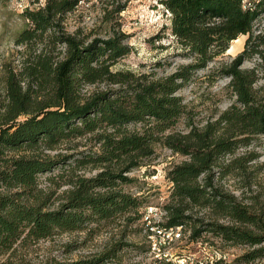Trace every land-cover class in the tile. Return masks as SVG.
Masks as SVG:
<instances>
[{
    "label": "trees",
    "instance_id": "trees-1",
    "mask_svg": "<svg viewBox=\"0 0 264 264\" xmlns=\"http://www.w3.org/2000/svg\"><path fill=\"white\" fill-rule=\"evenodd\" d=\"M80 2L25 7L15 58L0 66V264H120L122 239L71 261L31 263L18 253L55 234L138 221L243 246L231 264H264V31L256 29L264 0H160L189 58L161 75L119 66L131 49L117 21L127 0H102L104 36L66 28ZM240 35L243 49L209 68ZM206 68L210 82L228 79L231 101L197 120L179 91ZM158 146L182 159L166 172L159 219L145 226L150 205L127 187Z\"/></svg>",
    "mask_w": 264,
    "mask_h": 264
},
{
    "label": "rangeland",
    "instance_id": "rangeland-1",
    "mask_svg": "<svg viewBox=\"0 0 264 264\" xmlns=\"http://www.w3.org/2000/svg\"><path fill=\"white\" fill-rule=\"evenodd\" d=\"M43 2L44 0H0V66L2 62L15 58L17 47L14 38L25 26L21 17L23 9L37 7ZM102 5V0H81L78 8L66 15V28L69 31H73L77 26L94 28L104 36L109 31V25L101 23ZM117 21L121 29L128 34L131 47L130 53L120 60L119 66L138 71H154L161 75L171 72L179 63L189 61L188 57L182 55L170 35L169 15L163 10L160 0H127L125 9L117 16ZM256 29L264 31V15L257 21ZM237 39L232 41L224 54L209 64V68L229 62L243 49L246 35H240ZM255 63L256 59L252 58L246 60L243 66L250 67ZM209 68L198 71L179 91L184 101L194 110L197 120H203L217 108L223 109L231 101L225 88L228 79L218 78L210 82L207 77ZM3 78L4 72L0 69V91L4 87ZM181 159L180 155L158 146L148 165L130 173L135 181L127 189L145 198L146 203L150 205L145 212V226L150 224L149 219H159V209L165 204L170 192L166 172L169 166ZM260 161L264 162V156ZM148 232L150 233V229L143 228L142 223L138 221L127 222L116 228H101L97 232L60 233L19 248L18 257L31 263L46 259L71 261L98 252L118 239L127 242L122 250L120 264H219L216 262L220 259L231 264L244 250L243 246L189 241L188 231L184 232L181 228L182 239L169 241L166 237L163 238L162 234L151 235L156 242L164 243L160 260H155L153 253L146 251V246H149Z\"/></svg>",
    "mask_w": 264,
    "mask_h": 264
},
{
    "label": "built area",
    "instance_id": "built-area-1",
    "mask_svg": "<svg viewBox=\"0 0 264 264\" xmlns=\"http://www.w3.org/2000/svg\"><path fill=\"white\" fill-rule=\"evenodd\" d=\"M159 212L161 213L160 210H159ZM180 229H181L180 226L175 227V228H169V229L158 228V227H150V233L148 234V238H149V252L153 253V257H154L155 260H160V258H159L160 251H161L162 246H163L164 243H161L160 241L156 242L155 240H153L151 235L152 234H156V235L157 234H162L163 238L166 237V239L170 241V240H173V239H176V238L179 239V237H180ZM162 254L164 255V253H162ZM166 263H168V262H166Z\"/></svg>",
    "mask_w": 264,
    "mask_h": 264
},
{
    "label": "bare ground",
    "instance_id": "bare-ground-1",
    "mask_svg": "<svg viewBox=\"0 0 264 264\" xmlns=\"http://www.w3.org/2000/svg\"><path fill=\"white\" fill-rule=\"evenodd\" d=\"M238 39H235L234 41H237Z\"/></svg>",
    "mask_w": 264,
    "mask_h": 264
}]
</instances>
